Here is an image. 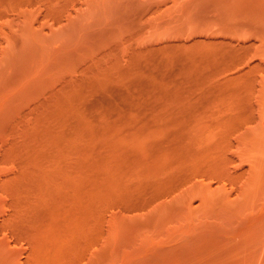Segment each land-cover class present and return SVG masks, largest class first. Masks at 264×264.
<instances>
[{"label":"rangeland","instance_id":"374dc122","mask_svg":"<svg viewBox=\"0 0 264 264\" xmlns=\"http://www.w3.org/2000/svg\"><path fill=\"white\" fill-rule=\"evenodd\" d=\"M0 264H264V0H0Z\"/></svg>","mask_w":264,"mask_h":264}]
</instances>
